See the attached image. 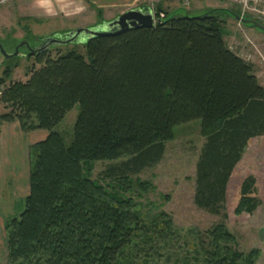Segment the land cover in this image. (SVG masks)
Wrapping results in <instances>:
<instances>
[{
    "label": "trees",
    "instance_id": "1",
    "mask_svg": "<svg viewBox=\"0 0 264 264\" xmlns=\"http://www.w3.org/2000/svg\"><path fill=\"white\" fill-rule=\"evenodd\" d=\"M161 16L152 29L87 41L86 56L52 58L59 48L36 55L40 68L29 70L26 83L6 87L12 72H4L0 129L18 123L25 134L48 133L30 151L25 209L5 223L9 264L258 263L261 252L238 251L225 225L183 237L167 215H144L127 196L136 188L140 197L148 193L150 183L134 186L129 177L162 160L175 128L199 121L206 143L196 166L197 205L217 213L238 195L236 217L264 205L262 178H241L237 169L246 149L264 139V88L225 43L229 17ZM76 106L67 145L56 128ZM124 159L109 169L116 186L91 180L94 164ZM179 245L188 254L181 261Z\"/></svg>",
    "mask_w": 264,
    "mask_h": 264
},
{
    "label": "rangeland",
    "instance_id": "2",
    "mask_svg": "<svg viewBox=\"0 0 264 264\" xmlns=\"http://www.w3.org/2000/svg\"><path fill=\"white\" fill-rule=\"evenodd\" d=\"M13 3L14 0L5 1L0 5V38H4L5 34L17 38H22L24 36L23 31L17 26L18 14L16 12L4 10L8 6L13 5ZM237 6L242 12V8L239 5ZM180 13L181 16L185 17L186 12ZM189 15L197 16V14L194 13H189ZM244 17L251 18L264 24L263 18H258L250 13L245 14ZM2 18L4 21L9 20L10 24L8 25H10V27L2 25L4 23L1 21ZM38 20L44 21V24H38L39 26L35 27L37 24L35 25L34 23L35 26L33 28L30 25L31 23H25V26H28L30 31H27L29 35L24 41L18 42L9 36L5 37V40L0 39V43L8 55L14 54L17 47L22 43H28L29 45V48L26 46L20 48L19 56L10 59H5L0 51V79H3V74L7 69L12 72L6 83V87L10 84L26 83L29 80V77H27L29 70L32 69L33 66H35L36 69L40 68V66L36 64L35 58L29 57V49L40 47L43 41L49 38L64 39L66 34L72 32H69V30L74 28L73 22L69 19H64L62 14H56V16ZM225 20L232 19L225 17ZM85 24L88 23L85 21ZM21 26L23 27L24 25L22 24ZM82 28L93 29L94 27L82 26ZM243 28L249 29L244 26ZM12 30L14 33L10 34ZM251 31L250 34L252 33L253 37L252 40L250 39L252 42H249L252 44L246 42V38L242 37L239 39V46L243 47L249 56L255 57L251 65L254 68V75L258 77V82L264 87V67L260 68V63L264 61V34L253 29H251ZM227 32L228 29L224 28L223 34L226 35ZM243 41L245 42L243 43ZM85 43L86 41L79 40L71 45L53 49L50 52V56L56 58L60 54L64 55L74 51L86 56V50L84 48ZM254 46L258 47L260 52L256 51ZM261 52L263 55L260 54ZM6 112L4 105L0 103V117ZM79 113L80 107L76 106L56 128V132L63 135L67 145H70L73 141L74 127ZM174 134V139L165 144L164 156L157 165L143 170L138 175L129 177V180L133 182L134 186H136L137 183H150L151 189L148 193L140 197L136 188L133 192H128L127 196L134 199L135 203L138 205V210L144 215H167L171 219L174 229L183 237L191 230H196L200 235L205 236L206 233L211 231L215 226L223 224L228 231L235 236L238 251L249 253L251 250H259L261 252V257L257 264H264V256L262 258V255H264V205L252 216L242 215L236 217L234 215V209L236 207L238 195H235L233 197L234 199H229L227 206L220 208L217 213L200 208L196 203V166L206 143L201 133V123L196 121L181 125L175 128ZM25 158L28 166V153ZM124 161L125 159L116 162H99L94 164L91 180L105 187L116 186V183H114L116 180L113 179L114 177L112 178L109 176V169L120 165ZM255 165L256 166H254V164L249 165L246 162L242 169L246 171L242 172L241 177H246L248 170H252L250 173L253 171H255L256 174H258V172L260 173V171L264 173V159L262 156L256 158ZM0 197V264H9L5 223L20 217L25 209L24 200L27 197L15 195L11 184H9L6 189H3V191H0ZM188 238H190V236L187 237V241L190 242ZM183 241H186V238ZM174 249H176V259L178 261L188 256L187 250L183 246L179 245V247ZM172 262L175 261L173 260Z\"/></svg>",
    "mask_w": 264,
    "mask_h": 264
},
{
    "label": "crops",
    "instance_id": "3",
    "mask_svg": "<svg viewBox=\"0 0 264 264\" xmlns=\"http://www.w3.org/2000/svg\"><path fill=\"white\" fill-rule=\"evenodd\" d=\"M5 1L13 0H0V5H2ZM182 9H185L187 13L194 14H202L213 9H228L230 11L238 12V14H242L239 7L235 5V3L221 0H14L13 5L8 6L4 10L16 12L18 14L17 26H19L21 31H23L24 36L22 38H17L5 34V37L9 36L18 42L24 41V39H26L29 35L27 32L29 27L27 26V28L25 23H31L30 25L33 28L37 24L35 27H38V24H44V21L38 19L50 18L52 16H56V14H62L64 19H69L73 22L74 28L70 29V32L77 29H84L82 26H92L95 28L104 23H111L126 12L133 10H141L145 12L152 11L155 17L157 12H159L160 15H172ZM1 21L4 22L2 25L10 27V25H8L10 24L9 20L4 21L2 18ZM85 21L88 24H85ZM20 22L25 27H22ZM225 28L228 29V32L224 36V40L229 50L245 62L252 64L251 62L255 59V57L249 56L245 52V49L239 46V39L242 37L246 38V42L252 40L253 35L252 33L250 34V32H252L251 29L247 30L233 20H226ZM13 33V30L10 31V34ZM5 37L0 39L5 40ZM244 42L245 41H243V43ZM255 49L260 52L258 47H255ZM260 54H262V52ZM261 67H263V62L260 63V68ZM256 78L258 80V77ZM47 136L48 133L45 131L25 134L22 132L18 123L5 124L1 127L0 191H3V189H6L7 186L11 184L15 195L22 197H27L29 195L31 163L30 151L33 146L43 142ZM27 153L29 161L28 166L25 158ZM258 156H262L264 159V139L258 140L255 147H248L246 149L243 159L237 168L240 177L242 172L246 171L242 170L246 162L249 165L254 164V166H256L255 161ZM251 171L248 170L246 176L254 174V176L262 178L261 180L264 181L263 171H260V173L258 172V174H256L255 171L250 173ZM263 256L264 255H262V258Z\"/></svg>",
    "mask_w": 264,
    "mask_h": 264
},
{
    "label": "water",
    "instance_id": "4",
    "mask_svg": "<svg viewBox=\"0 0 264 264\" xmlns=\"http://www.w3.org/2000/svg\"><path fill=\"white\" fill-rule=\"evenodd\" d=\"M180 12H186L185 17L181 16ZM220 13L223 16H228L233 21L239 23L240 25L247 27L249 29L256 30L264 34V24L259 21L253 20L251 18L243 17L238 13H234L228 9H213L211 11L197 14V16H190L185 9H182L169 18L173 17H183L188 19H199L205 16H211L213 14ZM162 22V20L155 21L152 11H141L133 10L126 12L122 16L118 17L111 23H104L93 29H77L65 35L64 39L49 38L43 41V44L35 49H29V57H34L36 55L47 53L51 48H59L67 45H71L79 40L89 41L100 37H115L123 35L130 30L137 29H152L156 23ZM23 46L29 48L28 43H22L17 47L14 54L8 55L2 44L0 43V51L5 59H10L15 56H19V50Z\"/></svg>",
    "mask_w": 264,
    "mask_h": 264
},
{
    "label": "built area",
    "instance_id": "5",
    "mask_svg": "<svg viewBox=\"0 0 264 264\" xmlns=\"http://www.w3.org/2000/svg\"><path fill=\"white\" fill-rule=\"evenodd\" d=\"M221 1H232L235 4L239 5L242 8V15L250 13L251 15H254L258 18L264 19V0H221ZM161 17L163 18V15ZM263 67H264V61H263Z\"/></svg>",
    "mask_w": 264,
    "mask_h": 264
}]
</instances>
